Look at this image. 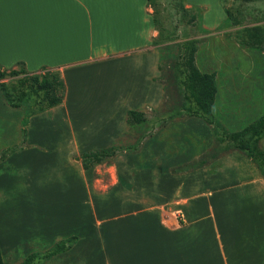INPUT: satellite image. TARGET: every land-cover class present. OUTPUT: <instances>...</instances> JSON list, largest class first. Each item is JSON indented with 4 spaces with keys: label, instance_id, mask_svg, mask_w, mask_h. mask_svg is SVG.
Listing matches in <instances>:
<instances>
[{
    "label": "crops",
    "instance_id": "0c3cea01",
    "mask_svg": "<svg viewBox=\"0 0 264 264\" xmlns=\"http://www.w3.org/2000/svg\"><path fill=\"white\" fill-rule=\"evenodd\" d=\"M184 3L203 8L201 25L207 30L226 19L220 0ZM156 35L147 0H0V65L23 62L29 71L45 66L66 86L61 104L29 118L24 143L20 134L17 143L0 150L3 254L4 244L22 236L31 240L35 228L42 230L45 249L77 236L58 257L95 238L103 221L106 252L109 245L120 246L122 254L136 252L140 258L89 264H264V176L244 152L220 153L197 168L174 170L192 157L163 153L160 141L151 153H118L82 167V152L122 137L127 110L161 104ZM204 129L210 131L208 125ZM56 162L59 186L42 189L49 200L34 225L31 205L18 197L21 170L26 181L30 173L28 180L38 183L37 168Z\"/></svg>",
    "mask_w": 264,
    "mask_h": 264
},
{
    "label": "rangeland",
    "instance_id": "374dc122",
    "mask_svg": "<svg viewBox=\"0 0 264 264\" xmlns=\"http://www.w3.org/2000/svg\"><path fill=\"white\" fill-rule=\"evenodd\" d=\"M154 2L160 9L158 20L165 34L171 37V40L165 43L166 45H161V47L169 46L170 48L169 53L164 52L161 60L162 70L158 76L159 81L164 85L163 99L158 107L145 110L147 121L144 124L124 132L117 142L121 149L119 153L135 156L146 149L151 153L154 145L162 141L161 152L184 153L192 157V160L182 167L174 168L179 170L211 161L212 157L220 153L229 154L237 151L231 148L226 140L227 136L264 114V50L248 49L242 46L237 39V33L243 27L264 24V0H220V3L230 10L238 22L232 25L223 21L216 29L209 31H204L201 25L203 10L201 16L197 15L190 20L189 14L193 13L190 11L188 15L183 14V10L177 7L179 0H154ZM150 9L152 11V8ZM190 39L198 41L196 64L200 70L216 73L218 94L209 119L191 114L190 110V112L183 110L184 107L181 106L183 103V92L179 86L181 77L179 79L180 75H176L178 73L176 70L180 62L179 54L182 51V44ZM14 69L21 72L18 65ZM50 71L57 74L56 70L50 69ZM21 76L22 74H8L0 81V84L3 82L4 88L9 91L15 90L19 86ZM3 91L0 85V150L17 143L22 134L19 132L18 122L24 115V107L10 106L5 100ZM185 104L190 106V103ZM171 109L177 110V115H171ZM179 111H182V114L179 115ZM206 125L210 128L209 132L204 129ZM183 135L187 137L185 144L180 141ZM154 137H156L155 140ZM260 144L264 148V140ZM157 151H159L158 148ZM2 157L0 156V159ZM162 163L165 162L162 161ZM43 167H38L36 170L35 178L39 179L38 183L35 180H28L29 176L32 177L30 173L26 181L25 168L21 170L19 190L21 196L18 197L22 203L24 201L31 205V220L34 221V225L38 221L36 218H42L39 214L46 204L45 199L49 200L47 196L46 198L42 195V189L59 186L57 162L55 165ZM14 174L15 171L9 173L10 176ZM28 191L33 196L31 194L26 196ZM115 209L119 212L122 208ZM171 216L174 217V214ZM103 224V221L99 223L95 238L81 242L79 247H75L70 253L54 257L46 262L35 260L34 264H89L93 260L98 263H109L110 261L120 262L123 258H126L124 261L138 262L139 254L134 252L127 257L126 254H122L120 246L119 249H112L108 242L109 248L106 252L104 248L106 232ZM1 231L4 232V229ZM41 232L42 230L38 231L35 228L31 240L24 239L22 236L12 245L8 244V247L4 244L5 264H20L29 253L45 250V240L40 235Z\"/></svg>",
    "mask_w": 264,
    "mask_h": 264
},
{
    "label": "trees",
    "instance_id": "16d2710c",
    "mask_svg": "<svg viewBox=\"0 0 264 264\" xmlns=\"http://www.w3.org/2000/svg\"><path fill=\"white\" fill-rule=\"evenodd\" d=\"M184 0H179L177 4L178 9L183 10V14H189L190 20L194 17L201 16L202 7L191 6L186 7L183 4ZM147 4L152 8L151 14L153 17L154 25L157 30V35L153 38V45L158 49L160 54V61L158 64L159 70H162L161 60L164 57V52L169 53V46H162L171 37L166 33L158 20L160 13L159 5L154 0H147ZM226 19L223 23L237 24L236 18L231 14L230 10L224 7ZM196 12L198 14H196ZM204 31H209L203 28ZM239 43L248 49L264 50V24H257L250 27H243L237 33ZM182 51L179 54L180 62L177 68L176 75L180 80V85L183 92V110L191 111V114L200 115L206 119L213 113V106L218 91L217 78L215 72L201 71L196 64V52L198 49V41L196 39L186 40L182 44ZM20 66V73L14 68H5L0 65V81L8 74L18 75L22 74L19 78V86L17 89L9 91L5 89L4 83L0 85L3 88V95L10 106L18 108L24 107V115L22 117V143L26 139V126L29 118L32 115L44 112L52 107L61 104L65 97L66 86L62 78L58 74L50 71L49 68L42 66L39 70L29 71L26 69L23 62H17L16 66ZM158 79V78H156ZM164 86V85H163ZM26 88V90L24 89ZM185 103H190L185 104ZM171 115H177V110L171 109ZM189 111V112H190ZM179 115L182 111H179ZM147 121L146 112L138 109H129L126 112V122L128 129L141 126ZM264 136V114L260 115L248 125L239 130L231 132L227 136V141L232 149H237L246 154L248 158L254 162L259 169L260 173L264 176V148L260 144V140ZM118 141L104 147L92 150H87L81 153V163L84 169H89L97 164H100L108 159H111L118 154L121 149ZM10 148L9 150H13ZM203 163L195 164L188 168H197ZM78 241L77 236H70L60 239L53 243L52 246L43 251H34L29 253L20 264H34L35 260L39 262H46L56 255L69 250ZM1 247V245H0ZM0 248V264H5L4 254ZM3 255V256H2ZM5 258V257H4Z\"/></svg>",
    "mask_w": 264,
    "mask_h": 264
}]
</instances>
